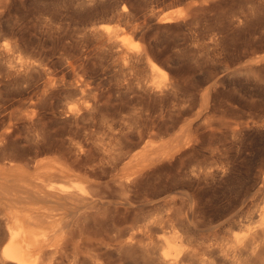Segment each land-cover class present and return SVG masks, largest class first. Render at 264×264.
<instances>
[{"label":"rangeland","instance_id":"rangeland-1","mask_svg":"<svg viewBox=\"0 0 264 264\" xmlns=\"http://www.w3.org/2000/svg\"><path fill=\"white\" fill-rule=\"evenodd\" d=\"M47 160L101 201L67 211L84 264H161L173 232L197 248L264 224V0H0V166Z\"/></svg>","mask_w":264,"mask_h":264},{"label":"bare ground","instance_id":"bare-ground-1","mask_svg":"<svg viewBox=\"0 0 264 264\" xmlns=\"http://www.w3.org/2000/svg\"><path fill=\"white\" fill-rule=\"evenodd\" d=\"M148 66L153 72L159 71L151 60ZM155 160L141 155L135 169L129 170L124 179H116L118 187L126 189ZM37 165L40 174L37 178L20 172L21 166L15 164L0 166V264H84V224L79 218H67V211L73 207H85L91 212L97 209L101 201L95 194V185L85 173L73 172L57 160ZM135 237L132 235L126 242L128 248L133 247ZM261 254H264V224L221 241L208 240L197 248L183 246L181 236L173 232L171 239L163 241L160 261L161 264H250L252 258Z\"/></svg>","mask_w":264,"mask_h":264}]
</instances>
